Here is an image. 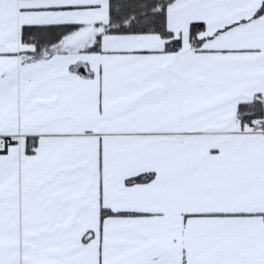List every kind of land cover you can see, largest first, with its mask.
I'll return each mask as SVG.
<instances>
[{
	"label": "snow or ice",
	"instance_id": "obj_1",
	"mask_svg": "<svg viewBox=\"0 0 264 264\" xmlns=\"http://www.w3.org/2000/svg\"><path fill=\"white\" fill-rule=\"evenodd\" d=\"M0 264H264V0H0Z\"/></svg>",
	"mask_w": 264,
	"mask_h": 264
}]
</instances>
